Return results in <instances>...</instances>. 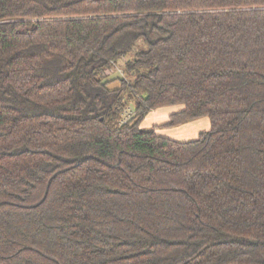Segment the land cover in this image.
Returning <instances> with one entry per match:
<instances>
[{"label":"trees","instance_id":"trees-1","mask_svg":"<svg viewBox=\"0 0 264 264\" xmlns=\"http://www.w3.org/2000/svg\"><path fill=\"white\" fill-rule=\"evenodd\" d=\"M0 264H264V0H0Z\"/></svg>","mask_w":264,"mask_h":264},{"label":"rangeland","instance_id":"rangeland-1","mask_svg":"<svg viewBox=\"0 0 264 264\" xmlns=\"http://www.w3.org/2000/svg\"><path fill=\"white\" fill-rule=\"evenodd\" d=\"M123 64L122 60L118 63L114 62V65L110 63V67L107 70H104L103 75L109 76L108 78H116L121 77L125 78L123 72ZM116 85V84H115ZM181 108L180 105L169 106L161 109H157L156 111H150L146 117L142 120L140 127L142 129L154 128L156 133L167 137L176 141H189L198 137V134L202 131H206L210 127V123L207 117H200L179 126L174 127H166L162 124L165 123L169 115L173 112H176ZM157 112H162L157 113ZM133 107L129 105L122 114L121 123L129 120L133 116Z\"/></svg>","mask_w":264,"mask_h":264},{"label":"crops","instance_id":"crops-1","mask_svg":"<svg viewBox=\"0 0 264 264\" xmlns=\"http://www.w3.org/2000/svg\"><path fill=\"white\" fill-rule=\"evenodd\" d=\"M154 111H156V110H154ZM157 113H161L162 114V112H157ZM163 115V114H162Z\"/></svg>","mask_w":264,"mask_h":264},{"label":"built area","instance_id":"built-area-1","mask_svg":"<svg viewBox=\"0 0 264 264\" xmlns=\"http://www.w3.org/2000/svg\"><path fill=\"white\" fill-rule=\"evenodd\" d=\"M112 65H114V62H111Z\"/></svg>","mask_w":264,"mask_h":264}]
</instances>
